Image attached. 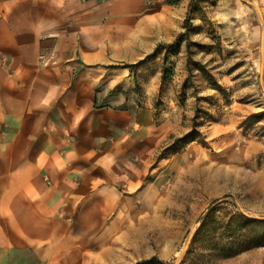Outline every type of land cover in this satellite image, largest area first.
I'll return each mask as SVG.
<instances>
[{
  "label": "rangeland",
  "instance_id": "1",
  "mask_svg": "<svg viewBox=\"0 0 264 264\" xmlns=\"http://www.w3.org/2000/svg\"><path fill=\"white\" fill-rule=\"evenodd\" d=\"M90 2L74 40L105 38L109 57L131 59L95 66L108 88L93 121H147L138 150L154 145L155 163L179 157L143 195L159 207L137 249L153 247L151 264H264L245 219L264 218V0H165L135 18ZM180 111L181 134L185 123H165Z\"/></svg>",
  "mask_w": 264,
  "mask_h": 264
},
{
  "label": "crops",
  "instance_id": "2",
  "mask_svg": "<svg viewBox=\"0 0 264 264\" xmlns=\"http://www.w3.org/2000/svg\"><path fill=\"white\" fill-rule=\"evenodd\" d=\"M90 1L0 0V264H134L155 254L137 249L159 207L143 195L179 157L155 163L154 145L138 150L147 121H93L108 88L95 66L131 59L109 57L105 38L74 40ZM113 1L109 18L165 0ZM160 37L151 32L149 44ZM181 115L165 121L176 131L185 123L180 134Z\"/></svg>",
  "mask_w": 264,
  "mask_h": 264
},
{
  "label": "trees",
  "instance_id": "3",
  "mask_svg": "<svg viewBox=\"0 0 264 264\" xmlns=\"http://www.w3.org/2000/svg\"><path fill=\"white\" fill-rule=\"evenodd\" d=\"M189 30H190V25H185L184 32L177 34V36H176V38L173 41L171 46H176L178 44V42L188 34ZM193 122H195V121H193ZM194 126H195V123L193 125V128H194ZM194 132H195V130L193 129L189 133L185 134L183 137L177 138L174 140H176L177 142L178 141L187 142L189 140H193L191 137V134ZM245 219H246V223L248 225V229L252 233V237H255L254 240L256 242L254 245L264 246V218L246 217ZM229 254L227 253V255H229ZM232 254H234V253H232ZM154 259H155V256L150 257L148 259L137 261L134 264H151L154 261ZM181 263H183V260Z\"/></svg>",
  "mask_w": 264,
  "mask_h": 264
}]
</instances>
